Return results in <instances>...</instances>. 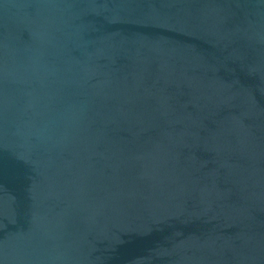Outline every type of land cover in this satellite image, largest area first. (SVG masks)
Wrapping results in <instances>:
<instances>
[{
  "label": "water",
  "instance_id": "obj_1",
  "mask_svg": "<svg viewBox=\"0 0 264 264\" xmlns=\"http://www.w3.org/2000/svg\"><path fill=\"white\" fill-rule=\"evenodd\" d=\"M0 264H264V0H0Z\"/></svg>",
  "mask_w": 264,
  "mask_h": 264
}]
</instances>
